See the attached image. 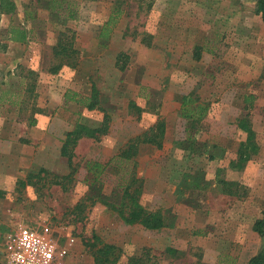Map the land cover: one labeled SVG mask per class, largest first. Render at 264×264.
Segmentation results:
<instances>
[{"label": "rangeland", "instance_id": "374dc122", "mask_svg": "<svg viewBox=\"0 0 264 264\" xmlns=\"http://www.w3.org/2000/svg\"><path fill=\"white\" fill-rule=\"evenodd\" d=\"M44 1L14 0L11 14L0 13V264L7 263V231L46 223L67 247L56 264H95L83 245L92 232L121 247L112 264L145 254L154 264H247L264 245L252 229L264 211V21L256 0H68L73 18L57 15ZM114 5L122 12L104 38L100 31ZM10 22L31 29L26 43L7 38ZM66 34L77 54L55 57L52 47ZM119 51L128 54L123 70L115 64ZM93 83L110 123L100 139L79 142L74 182L64 189L38 179L18 188L19 177L41 166L68 171L59 139L76 121L97 125L103 112L66 101L64 93L87 96ZM191 92L207 103L192 133L179 114ZM158 115L166 123L163 145L140 147L136 173L143 181L141 203L161 209L165 225L145 229L85 198L84 165L107 161ZM243 115L260 149L238 168L231 161L246 138L236 125ZM111 177L107 172L104 184L93 188L116 200L121 194ZM217 178L235 180L238 194L222 192Z\"/></svg>", "mask_w": 264, "mask_h": 264}, {"label": "trees", "instance_id": "16d2710c", "mask_svg": "<svg viewBox=\"0 0 264 264\" xmlns=\"http://www.w3.org/2000/svg\"><path fill=\"white\" fill-rule=\"evenodd\" d=\"M44 5H47L57 15L64 17H75L74 7L70 5L68 0H45ZM15 9L14 0H0V13L11 14ZM255 11L260 15L264 21V0H256ZM122 9L118 5H114L111 14L109 15L106 24L101 28L100 35L104 38L108 37V31L114 24L116 19L120 16ZM7 28V38L9 40L18 41V43H26L29 39L31 29H26L15 23H9ZM69 35L61 36L57 44L52 47L53 55L62 58V56L69 57L73 54L76 55L77 51L72 46V38ZM68 39V40H66ZM199 48L196 47V58H199ZM128 54L124 51H119L116 54L115 64L119 69L123 70L126 66ZM61 62V61H60ZM68 64L67 62H64ZM72 65L75 66L73 63ZM61 66L60 63L51 66V71L55 72ZM65 100H72L74 103L79 104L86 109H100L102 110V117L97 125L85 124L81 121H76L74 125L65 131L62 144L60 147L61 155L66 157L68 171L63 174L50 173L45 167H39L37 170H31L26 173L24 179L16 180L18 188H23L27 185L37 184L38 179H50L53 183L59 184L62 188H67V184L74 182V174L77 170L76 165L73 163V158L76 157V148L79 141L83 138L100 139L109 128L110 114L102 106L101 91L96 84H92L91 93L87 96L80 95L74 89H67L64 93ZM199 96L195 92L184 94L180 102L179 114L186 120V130L192 133L196 129V124L201 120L207 111V103L199 102ZM130 107L137 113L140 108L133 102H130ZM238 128L244 131L246 138L241 140L237 149L238 158L231 161L235 167L241 168L250 158L259 153L260 145L258 144L249 118L240 116L236 120ZM166 123L165 120L158 115L156 120L146 127L139 134L130 137L128 141L118 149L107 161L101 162L96 159H89L86 161L84 167L87 171L85 178V185L89 193L85 198L91 202L100 201L118 212V216L124 223L129 225L140 224L145 229H159L165 225V217L161 209H148L141 201V192L143 181L137 176L136 167L140 147L145 143L153 144L157 147H162ZM192 130V131H191ZM189 147L194 146L195 141L193 135L187 134ZM184 142V141H183ZM183 148L190 149L186 145ZM194 150V149H192ZM109 173L112 177L114 188L120 191L121 196L113 200L108 196L101 193L100 188L94 189L97 183L104 184V175ZM50 175V176H48ZM34 179V180H33ZM217 183L222 186V192H228L229 195L238 194L237 182L235 180H226L217 178ZM78 208L85 210L88 206L85 202H79ZM252 229L260 237L264 238V211L253 224ZM83 245L93 252L95 264H112L116 263L121 257V247L112 242L102 240V238L95 232H92L90 237L83 240ZM166 249H170L167 247ZM127 264H154L148 256L136 255L129 258ZM247 264H264V245L261 250L255 255L251 256Z\"/></svg>", "mask_w": 264, "mask_h": 264}, {"label": "built area", "instance_id": "2783aa9c", "mask_svg": "<svg viewBox=\"0 0 264 264\" xmlns=\"http://www.w3.org/2000/svg\"><path fill=\"white\" fill-rule=\"evenodd\" d=\"M6 264H56L67 254V247L57 243L49 224H19L4 235Z\"/></svg>", "mask_w": 264, "mask_h": 264}, {"label": "crops", "instance_id": "0c3cea01", "mask_svg": "<svg viewBox=\"0 0 264 264\" xmlns=\"http://www.w3.org/2000/svg\"><path fill=\"white\" fill-rule=\"evenodd\" d=\"M17 42H18V41H17ZM69 129H70V128H69ZM67 130H68V129H67ZM65 131H66V130H65ZM64 133H65V132H64ZM49 135H50V134H49ZM63 136H64V134H63ZM50 137H53V134H51ZM58 139H59V138H58ZM58 139H57V140H58ZM62 139H63V137H62ZM83 139H84V138H83ZM59 140H60V142H61V144H62V140H61V139H59ZM81 140H82V139H81ZM81 140H80V141H81ZM80 141H79V142H80ZM61 144H60V147H61ZM59 150H60V149H59ZM60 154H61V152H60ZM19 178H20V179H24L25 177H19ZM254 255H255V254H254ZM250 258H251V257H250Z\"/></svg>", "mask_w": 264, "mask_h": 264}]
</instances>
